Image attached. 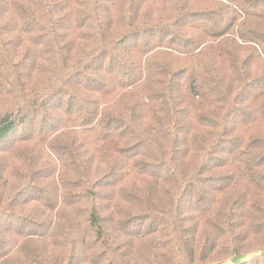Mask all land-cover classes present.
Returning a JSON list of instances; mask_svg holds the SVG:
<instances>
[{
  "label": "trees",
  "instance_id": "obj_1",
  "mask_svg": "<svg viewBox=\"0 0 264 264\" xmlns=\"http://www.w3.org/2000/svg\"><path fill=\"white\" fill-rule=\"evenodd\" d=\"M264 264V0H0V264Z\"/></svg>",
  "mask_w": 264,
  "mask_h": 264
},
{
  "label": "rangeland",
  "instance_id": "obj_2",
  "mask_svg": "<svg viewBox=\"0 0 264 264\" xmlns=\"http://www.w3.org/2000/svg\"><path fill=\"white\" fill-rule=\"evenodd\" d=\"M221 264H233V260L230 259V260H228V261H226V262H224V263H221Z\"/></svg>",
  "mask_w": 264,
  "mask_h": 264
}]
</instances>
